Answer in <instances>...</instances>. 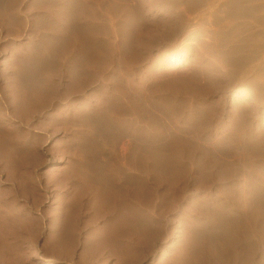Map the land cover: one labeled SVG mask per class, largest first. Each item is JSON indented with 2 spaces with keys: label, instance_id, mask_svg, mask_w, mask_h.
<instances>
[{
  "label": "bare ground",
  "instance_id": "bare-ground-1",
  "mask_svg": "<svg viewBox=\"0 0 264 264\" xmlns=\"http://www.w3.org/2000/svg\"><path fill=\"white\" fill-rule=\"evenodd\" d=\"M33 1L0 0V264H264V0Z\"/></svg>",
  "mask_w": 264,
  "mask_h": 264
},
{
  "label": "rangeland",
  "instance_id": "rangeland-1",
  "mask_svg": "<svg viewBox=\"0 0 264 264\" xmlns=\"http://www.w3.org/2000/svg\"><path fill=\"white\" fill-rule=\"evenodd\" d=\"M21 1V0H20ZM38 3H42L40 0H35V2H31L26 9L23 11L25 14L27 13H31V12H36L37 9H40L41 7H39ZM42 5V4H41ZM27 11V12H26ZM43 17H42V16ZM24 16V15H23ZM23 16H19L16 20V18L14 17H10L9 13H7V11H5L3 8L0 12V22L6 27L8 28L9 31V37L7 40V44H9V46L7 45L6 47H9L10 49H14L17 46V43L14 41L15 37H18L21 33H22V28L24 27V22L20 19V18H24ZM46 13L39 12L37 14L36 19L37 20H45L46 19ZM13 18V19H12ZM47 20V19H46ZM21 21V22H20ZM11 35V36H10ZM9 42V43H8ZM1 50V48H0ZM82 138V137H80ZM250 256V255H249ZM252 259H250V257L246 260L245 264H252Z\"/></svg>",
  "mask_w": 264,
  "mask_h": 264
}]
</instances>
